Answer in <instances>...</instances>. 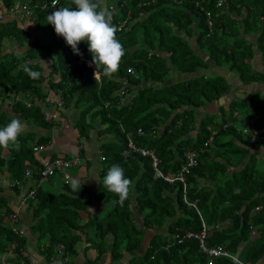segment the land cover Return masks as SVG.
<instances>
[{
    "label": "trees",
    "instance_id": "16d2710c",
    "mask_svg": "<svg viewBox=\"0 0 264 264\" xmlns=\"http://www.w3.org/2000/svg\"><path fill=\"white\" fill-rule=\"evenodd\" d=\"M14 1L0 0V53L4 39L22 46L31 36L27 28L16 25V17L9 20L7 9ZM51 1L29 0L28 18L50 29L48 42L28 41L30 46L22 54H0L1 94H23L11 104L16 117L0 111V127L13 118L44 130L57 126L43 106L49 104L48 93L53 91L63 107L74 112L71 126L80 140H88L89 131H95L100 173L95 190L83 200L84 184L80 183L79 192L72 191L71 178L64 181L59 173L44 181L56 182L55 189L39 182L41 156L33 146L47 145V134L36 138L34 132H24L18 148L6 149V159L5 149L0 148V168L6 164L11 184L15 179L24 181L25 171H30L29 188L36 191L27 201L33 213L31 231L38 233L44 264L59 243L66 254H74L80 234L88 240L96 238L97 246L111 234L112 256L118 259L123 251H133L129 264H208L198 240L183 237L186 231L200 232L202 222L207 228L205 245L220 246L245 264H257L264 257V169L257 167L256 155L259 145L264 149V135L251 141L238 130V123L251 129L263 127L264 101L256 92L231 97L233 90L224 75L208 76L199 70L209 69L211 62L233 72L244 85L264 83V71L252 65L257 51L264 66V0H115L106 7L114 11L113 23L122 24L117 37L126 54L111 78L103 75L102 68L94 76L95 65L87 63L92 57L86 42L79 44L83 57L75 55L47 24ZM64 6L68 2L59 0L57 7ZM46 56L52 59L48 75L39 64ZM25 63L41 73L39 79L22 70ZM170 75L175 78L168 80ZM211 102L219 108L218 119L197 112ZM208 126L216 132L204 146L211 135ZM128 133L136 146L153 151L164 175H176L187 161V151L204 150L185 174V183H169L154 175L150 156L136 151L123 154ZM79 156L84 157L82 148ZM114 164L134 182V191L123 205L102 183ZM92 199L104 211L88 214L83 221L80 212L87 211ZM3 203L0 197V252L16 243L20 255L25 239L12 231L6 221L11 210L2 212ZM257 205L262 208L255 210ZM145 241L147 246L141 249ZM243 242H249L244 250ZM214 264L235 263L218 256Z\"/></svg>",
    "mask_w": 264,
    "mask_h": 264
},
{
    "label": "crops",
    "instance_id": "0c3cea01",
    "mask_svg": "<svg viewBox=\"0 0 264 264\" xmlns=\"http://www.w3.org/2000/svg\"><path fill=\"white\" fill-rule=\"evenodd\" d=\"M18 1L29 3V0H25V1L18 0ZM66 1L68 2V6H71L72 0H66ZM114 1L115 0H102V6L104 7L109 6L110 8L111 5H113ZM73 7H75V5H73ZM17 17H19V19H15L16 25L24 29L27 28L28 31L31 33V36L29 37L28 41H34V40L37 41L38 39L36 38L31 39L33 33V27H38V29H41L43 27L37 26L32 20H30V18L22 19L21 15H18ZM14 18L10 16L9 20H12ZM27 20H29V24L31 23L32 26L23 27V25H27ZM28 41L23 42L22 46H17L15 45V43H12L13 45H11L8 40L4 39L5 48L3 49V51H1V54L8 56L12 54H18V55L22 54L30 46V42ZM256 54H258L257 51L255 52V56L253 59H256ZM49 60H50L49 67H47L46 63L41 64L39 60V64L43 68L44 75H48L50 71V65L52 59L49 58ZM253 68L258 71H264L263 69L256 68L254 64H253ZM224 76L227 78V81L231 84L230 86L232 90L235 91V93H233V91L229 93L231 97L249 96L251 93L256 91L264 92V83L255 82L248 85H244L239 81L238 77L235 74L228 72V70ZM250 85H256V89H254L248 94L246 92L245 87H249ZM22 96L23 94H16V96H14L10 92H8L7 95L6 94L4 95L3 93L1 94L0 92V111L7 112L10 116L16 117V114H14L13 111L11 110V104H13L19 98H22ZM47 98L49 104L43 105L44 109L47 112L48 118H53L54 120H56V123L58 122L57 126L52 127L49 130H44L35 127L33 125H26L24 123L26 126L25 132L26 131L34 132L36 138L43 133L50 136V140L48 141V145H46L43 156L55 157L57 156L55 154L58 153L59 151L64 153L62 154V156L70 155L69 152L70 150L76 153L77 148H75V144L78 143L79 138L77 137L78 136L77 131L71 125L69 129L67 125V120L70 114L65 113L66 108H64L63 105L60 106L56 103L57 97L53 91H49ZM202 107H207L208 111L211 112L210 114L217 115L219 113L218 106H216L213 102L206 104ZM202 107L199 108V113L206 112L204 109H202ZM72 112L73 111H71V115L75 116L74 112L73 113ZM50 114H53V117H50ZM94 144L95 143L89 145L88 142H83V146L78 147L84 150V155L90 153L87 155H89L92 158V160L84 161V163L78 165V167L74 166L76 169H73L71 171V179L73 178L78 179L79 183L84 184V186L86 187V192H84L83 195L81 196L83 200L89 199L91 193L95 190L97 183L99 181L98 179L100 173V162ZM261 146L262 145H259V150H260L259 155L264 160V149ZM253 149L254 148H252L251 150ZM8 152L9 150L6 149L3 151L2 153L3 159H6L8 157ZM77 154L78 152L75 155ZM262 165L264 166V164ZM31 184H32L31 182L27 183V185L29 186H31ZM48 184H49L48 187L51 189H55L57 187L56 182H54L53 184L51 182L50 183L48 182ZM13 187L14 186H12L11 184L10 176L8 175L6 169V164L2 165L0 168V197L4 199L5 202L1 207L2 212H5L4 210L6 209H10L11 211H8V213H12V212L17 213L18 221L16 222L17 226L15 227H17L19 230L22 231V235H23L22 237H24L25 239V244L23 246V249H21L20 255H18L17 251L15 250L16 243L9 244L8 248L5 251L0 252V264H31L32 262H36V263L41 262L44 264L46 259L39 250L38 233L31 231L32 214H33L32 209L29 208L27 203L26 204L21 203L22 194L27 190L28 187L19 189V192H17ZM103 211H104L103 205L97 202L96 200L92 199L87 206V211H82L80 212V214L82 220L85 221L88 218V214L91 216H95ZM6 221L8 220L6 219ZM85 230L91 232V229L89 228H86ZM80 236H81L80 241L75 246V253L69 255L70 264H84L88 260L91 261V263L89 264H129V260L133 256V251L132 252L123 251L121 258L115 259L111 254V244L113 241V236L111 234L106 235L104 240L105 243H100V246H97L98 240L96 238L92 241L84 238L83 235L81 234ZM251 240L252 238H250V242ZM42 242L45 241H41V243ZM248 244L249 242H247L246 246ZM146 246L147 245L145 244V246H142L141 248L145 249ZM97 247L101 248V253H100V249L98 250ZM244 249L245 248H243L242 250ZM53 256L55 257V261L53 262V264H60L59 256L56 255L55 252Z\"/></svg>",
    "mask_w": 264,
    "mask_h": 264
},
{
    "label": "clouds",
    "instance_id": "9594fccd",
    "mask_svg": "<svg viewBox=\"0 0 264 264\" xmlns=\"http://www.w3.org/2000/svg\"><path fill=\"white\" fill-rule=\"evenodd\" d=\"M58 3L59 0H56V4ZM53 8L55 10L46 17L47 24L54 27L55 33L63 37L75 55L83 57L79 44L87 43L88 52L92 57L87 63L89 67L95 65V77L101 68L103 75L109 78L119 71L126 49L117 37L119 28L113 23V10L102 6V0H72L71 6L54 5ZM22 70L34 80L41 76V73L33 70L29 63H25ZM25 128L24 122L19 118H13L6 126L0 127V148H18L19 138L25 132ZM102 183L108 192L118 196L121 205L134 191L133 180L125 175L124 168L118 164L108 169ZM70 188L79 192L81 190L79 180L71 179Z\"/></svg>",
    "mask_w": 264,
    "mask_h": 264
},
{
    "label": "built area",
    "instance_id": "2783aa9c",
    "mask_svg": "<svg viewBox=\"0 0 264 264\" xmlns=\"http://www.w3.org/2000/svg\"><path fill=\"white\" fill-rule=\"evenodd\" d=\"M54 5H56V7L58 5V4H56V0L51 1L50 6L52 7V11L55 10V8H53ZM8 12L11 14L21 15L22 18H28V17H30L32 10L30 8L29 3L21 2V1L17 0L9 8ZM1 15H2V13L0 12V17H1ZM208 24L211 25V22L209 21ZM118 28L120 29V27H118ZM53 29H54V27H53ZM56 103L60 106L62 105L60 100H56ZM50 117H53V114H50ZM229 124H230V122L228 121L223 125V127H226ZM208 129L211 130V135H210L209 139L204 142V146L208 145V143L212 140L213 135L216 132L214 129L211 128V126H208ZM238 130L240 132H242L243 134L248 135L250 137L251 141H254L257 138H262V136L264 135V126L260 127V128H255V129H251L250 127L239 126ZM137 132L140 134L142 133L141 129H138ZM45 148H46V145H44V144H36L33 146L34 152L36 154H38L39 156H41V167L38 170V174L40 176L39 182L47 181L48 178L50 176L54 175L55 173L61 174L62 179L64 181L69 180L71 178V169L74 166L80 165L78 157L71 156L69 158H65L64 156H55V157L43 156L44 152H45ZM199 150L187 151V153H186L187 161L180 168V170L176 173L175 176L164 175L161 172V170H159V168L157 166L158 165V159L155 156V154L153 153V151L136 146L132 142L129 133H128L127 148L123 151V154L127 155L131 151H136L142 155H148L151 157L152 166L155 170L154 175L156 177H162L164 180L168 181L169 183H172L175 180H178L182 183H185V174L189 171L190 168L194 167L197 164V159H198L199 153L202 152L204 149L200 148ZM29 177H30V171L27 169L25 171V175H24L25 180L24 181H21L20 179H15L12 183L15 186H17V188H20V189H22L24 187H28L27 190L22 194V197H21V203L22 204H24V203L26 204L28 199L33 198L35 196V193H36V191L33 187L29 188V185H27V183L29 182L28 181ZM261 208H262L261 205L255 206V210H259ZM7 220H8V222H10V224L12 226L11 227L12 231L18 235H22V231L19 230L17 227H15V226H17L16 222L18 221L17 213L16 212L8 213L7 214ZM201 226H202V229L200 232L186 231L183 237L195 238L198 240L201 250L207 255V263L208 264H214V258L218 257V256L228 257L235 264H245L244 262L239 260L238 257L230 254L228 250H226L220 246L208 247L207 245H205V238L207 236V228H206V225L204 222H202ZM64 249L65 248H64V245L62 243L57 244L55 246L56 255H58L60 258V264H70L69 255L65 253ZM54 261H55V257L53 256L49 259L48 264H53ZM31 264H43V263L32 262Z\"/></svg>",
    "mask_w": 264,
    "mask_h": 264
},
{
    "label": "rangeland",
    "instance_id": "374dc122",
    "mask_svg": "<svg viewBox=\"0 0 264 264\" xmlns=\"http://www.w3.org/2000/svg\"><path fill=\"white\" fill-rule=\"evenodd\" d=\"M22 1H25V0H22ZM7 12H8V10H7ZM10 16L11 17H16L17 19H19V17H17L18 16V14H10ZM124 23V22H123ZM25 26H32V24L30 23L29 24V20H27V25H23V27H25ZM119 27H122V24H120L119 25ZM51 31H50V29L49 28H41V29H38V27H33V33H32V38L31 39H34V38H36V39H38L39 40V42H41V43H47L48 42V40H49V38L51 37ZM9 41V40H8ZM10 42V41H9ZM11 45H13L12 44V42L10 43ZM22 44H23V41H22ZM39 50V49H38ZM43 50L42 49H40V52H42ZM1 54V53H0ZM260 57H259V55L258 54H256V59H253L252 60V65L254 64V66L256 67V68H260V69H263L264 70V67H263V65H262V63H261V61H260V59H259ZM255 60V61H254ZM40 63L41 64H43V63H46L47 64V67H49V63H50V60H49V58L46 56V57H44V58H42V59H40ZM199 73H205L206 75H208V76H213V75H216V73H220V74H222V75H225L226 73H227V70L226 69H224V68H222V67H216V66H214L211 62H210V68L209 69H201V70H199ZM233 73V72H232ZM177 77V76H176ZM175 78V75H170L169 76V78H168V80H172V79H174ZM143 84H146L147 85V83H143ZM242 86V85H241ZM246 88V92L249 94L251 91H253L254 89H256V85H250L249 87H245ZM256 93H258L257 94V98L259 99V100H261V101H264V92H258V91H256ZM228 109H229V107H227ZM202 109H204L206 112H208V113H211V112H209L208 111V108L207 107H202ZM207 109V110H206ZM69 111H71V110H68V109H66V111H65V113H67V114H70L69 115V117H68V120H67V125H68V127H69V129H70V125H71V123L72 122H74V120H75V116H72L71 115V112H69ZM198 114H200L199 113V109H198ZM205 113V112H204ZM67 117V116H66ZM66 117H64V118H66ZM216 118L218 119L219 118V115L217 114L216 115ZM238 124H241L242 125V123H238ZM241 125H239V126H241ZM68 130V129H67ZM58 132H60V131H58ZM89 135H90V138H91V140H84V139H79L78 140V143H76L77 144V147H76V144H75V148H77L76 150H77V152H78V147H82L83 146V142H88V144L90 145V144H92V143H95L94 144V146H95V149H96V151H97V147H98V143H99V141L96 139L97 137H96V135H95V131H93V130H90L89 131ZM48 145V144H47ZM70 152V155L71 156H74L76 153L74 152V151H72V150H70L69 151ZM62 154H64L63 152H61V151H59L58 153H56L55 155H57V156H62ZM87 154H90V153H87ZM87 154H85L84 155V157H78V160H79V164H82V163H84V161H87V160H92V158L89 156V155H87ZM75 156H77V155H75ZM99 157V156H98ZM99 159V158H98ZM256 164H257V167L260 169V170H263L264 169V166L262 165V164H264V160H263V158L259 155V153L256 155ZM75 167H78V165L77 166H75ZM72 168L71 169V171L73 170V169H76V168ZM41 185H42V187H48V185L49 184H46L45 182H43V183H41ZM145 244H147L146 243V241L142 244V246H145ZM246 244H247V242H243L242 243V245H241V249H243V248H245L246 247ZM141 246V247H142ZM142 249V248H141ZM242 251V250H241ZM243 252V251H242ZM243 254V253H242ZM263 262H264V257H262L259 261H258V263L257 264H263Z\"/></svg>",
    "mask_w": 264,
    "mask_h": 264
}]
</instances>
